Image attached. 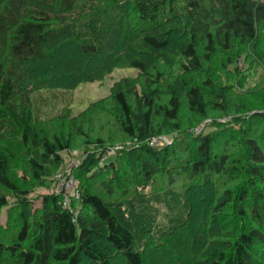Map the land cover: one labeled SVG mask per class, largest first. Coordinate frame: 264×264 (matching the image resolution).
Segmentation results:
<instances>
[{
	"label": "trees",
	"instance_id": "1",
	"mask_svg": "<svg viewBox=\"0 0 264 264\" xmlns=\"http://www.w3.org/2000/svg\"><path fill=\"white\" fill-rule=\"evenodd\" d=\"M120 9L132 29L115 25L116 20L121 22L120 15L108 20ZM263 25L264 2L260 0H0V187L15 195L22 206L29 200L28 190L10 175L15 142H8L6 136L11 133L12 140L17 133L24 143H33L35 152L28 163L37 179L47 170L42 162L58 168L63 161L60 152L72 148L69 137L64 141L38 138L25 107L30 93L75 89L101 80L119 64H128L144 76L142 95L127 80L113 87L122 132L126 140L139 141L136 148L118 151L113 160L102 163L112 149L107 142L85 143L89 154L77 171L81 197L72 200L74 211L64 208L62 196L53 193L45 198L36 225L25 216L16 232L17 225L11 221L7 227L0 225V234L9 232L0 237V264H114L115 257L125 264H167L166 257L168 262L175 257L170 264H264V142L249 135V124L241 134H229L227 139L211 132L192 133L194 126L181 122L182 94L195 114L205 116L210 103L203 101L198 87L186 89L183 81L168 82L162 90L158 85L162 76L154 78L145 61L150 54L163 55L174 36L183 32L177 53L185 62V72L202 70V62L211 63L219 54H227L233 64L236 45L257 52ZM129 95L137 102L136 108ZM210 106L222 115L226 112L220 103ZM259 114L254 117L264 124V113ZM161 121L172 124L177 139L172 145L152 147L150 141L165 133L158 125ZM240 137L243 155L229 171L228 148L222 146ZM183 142L182 152L186 150L190 157L178 151ZM126 157H137L138 188L142 189L150 187L168 165L187 172L191 183L180 193L188 208L185 219L154 235L146 229L136 232L122 212L117 214L84 187L96 171L108 170L101 176L108 179L110 174L113 182L127 180L132 172L125 169ZM225 172L243 183L224 195L214 189L213 180ZM209 174L213 179L206 184ZM231 204L235 215L229 213ZM9 206L17 208L0 192V211ZM218 211L222 212L219 217L213 214Z\"/></svg>",
	"mask_w": 264,
	"mask_h": 264
},
{
	"label": "rangeland",
	"instance_id": "2",
	"mask_svg": "<svg viewBox=\"0 0 264 264\" xmlns=\"http://www.w3.org/2000/svg\"><path fill=\"white\" fill-rule=\"evenodd\" d=\"M260 1L264 2V0ZM122 13L123 10L120 9L117 13H113L112 18L110 17L108 20H114L115 15H120L122 17L120 18L121 22L116 20L115 25L123 26L126 29L131 27L132 29L133 25L126 22ZM108 14L111 15L110 12ZM154 28L150 27L151 30ZM174 38L163 55L150 54L145 57V61L151 69L149 73L154 75V78H158L159 75L162 76L158 83L159 87L163 90L168 87V82L178 85V80L183 81L187 87L186 89L198 87L203 101L206 103L213 104L217 102L226 108L225 114L222 115L218 109L212 110L209 104L205 116L195 114L189 110L184 94H182L184 103L181 111V122L193 125L192 133L211 132L218 137L223 135L222 137H225V139L230 137L229 134L242 133V130L249 124V127L245 128L249 135L258 137L263 144L264 124L260 118L254 116L264 113V25L259 30L257 52L246 46L236 45L234 51L237 54H235L236 60L233 64L228 61L227 54H219L211 63L202 62L203 69L198 71L185 72L182 70V64L185 62L178 57L177 48L185 38V33L180 32ZM94 68L96 66L92 69ZM124 80L135 84L139 95H142L144 76L140 70L130 67L128 64H119L101 80L83 83L75 89L51 88L30 93L28 100L25 102V107L31 112L38 138H61L64 141L69 137L72 148L60 152L63 161L58 168L54 167L55 165L50 166L49 162H42L41 164L45 165L44 167L47 170L42 173L40 179H37L33 174V168L28 163L30 154L35 152L33 143H24L17 133H15L12 140L11 133L6 136L8 142H15L13 143L14 147H11L10 155L12 157L9 159L10 175L13 180L28 190L29 200L26 207L22 206L15 195L0 187V192L7 195L12 207L17 205V208L9 206L0 211L1 226L7 227L8 222L11 221V224L15 223L17 225L15 227L16 232L20 227L21 218H24V216L33 225H36L39 215L45 209L44 201L47 196L53 193L56 194L57 190L66 182H72L71 185L74 184L75 189H80L77 171L89 154L84 145L90 140L94 142L96 139H103L105 143L107 142V147L112 148L115 153L124 149L132 150L136 148L139 141L137 139L133 141L126 140V136L122 132L121 112L113 98L114 85ZM221 89H224L222 94ZM221 95H223V99ZM129 98L136 108L138 104L135 99L132 95H129ZM220 98L222 99L221 102L219 101ZM160 124H162L161 127L165 133L159 137L169 140L171 143L168 145H172L177 139V132H171L172 124L170 123L165 124L161 121L158 125ZM242 145V138L240 137L238 140L230 138L222 146L228 148L229 163L231 165L229 171L232 169L234 162L243 155ZM184 147L185 143L183 142L182 146L178 147V151L180 154L184 153L190 157V153H186V150L182 152ZM190 148L192 149V146ZM139 155L141 158L142 154ZM130 158L126 157L125 159L127 161L125 169L128 173L132 172V174L130 173L129 178L121 184L111 181L110 174L108 179L103 178L101 174L109 172L103 170L102 173L96 171L94 179L87 181V185L84 187H87L91 193L99 195L106 203L110 204L117 214L122 212L125 218L129 219L136 232H142L146 229L151 230L152 235H154V231L157 233L156 231L161 232L160 229H169L171 225L185 219L188 208L185 206V200H183V195L180 193H183L191 183L187 179V172H182L183 169H180L179 166L168 165L166 169H162L160 174L156 175L157 178L150 187L142 189L138 188L141 180L137 176L140 171V163L137 162L138 160L136 161L137 157ZM113 159V155H108L102 163ZM54 172H56L53 177L54 180L51 182ZM172 174L174 175V184L170 180ZM56 175L62 177L56 178ZM232 176L225 172L218 175V177H214V189L220 193L232 189L236 190L243 183V180H236ZM212 179L209 174L205 178V183L207 184ZM205 187L208 188V186ZM215 202L212 201V204ZM242 205H245V208L248 206L247 203ZM235 210L236 208L231 204L229 208L230 215H235ZM222 212H228V210ZM222 212H213V214L216 213L219 217V213ZM256 222L254 221V223ZM8 235L9 232L5 231L0 234V237H7ZM138 240L141 242L142 239L138 237ZM187 240L186 238L184 241ZM165 260L167 264H170L173 260L176 261L175 257L169 258V262L167 257ZM112 261L114 264H125L119 257L113 258ZM159 263L161 264V262ZM257 264L261 263L257 262Z\"/></svg>",
	"mask_w": 264,
	"mask_h": 264
},
{
	"label": "built area",
	"instance_id": "3",
	"mask_svg": "<svg viewBox=\"0 0 264 264\" xmlns=\"http://www.w3.org/2000/svg\"><path fill=\"white\" fill-rule=\"evenodd\" d=\"M171 142L165 138L162 137H156L153 138L150 141V146L157 147V146H164L168 145ZM115 152L111 149L109 152H107L106 155H104L103 160H105L108 155H114ZM61 175H56V178H61ZM72 182H66L63 184L60 189L57 190L56 194L62 196V206L70 211H74L72 208L71 202L73 199L78 200L81 197L80 189H75L73 185H71Z\"/></svg>",
	"mask_w": 264,
	"mask_h": 264
}]
</instances>
